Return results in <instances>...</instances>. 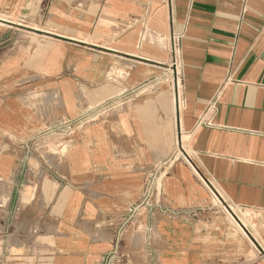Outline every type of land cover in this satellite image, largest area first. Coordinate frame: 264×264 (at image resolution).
Returning a JSON list of instances; mask_svg holds the SVG:
<instances>
[{
	"label": "crops",
	"instance_id": "crops-1",
	"mask_svg": "<svg viewBox=\"0 0 264 264\" xmlns=\"http://www.w3.org/2000/svg\"><path fill=\"white\" fill-rule=\"evenodd\" d=\"M0 264H264V0H0Z\"/></svg>",
	"mask_w": 264,
	"mask_h": 264
},
{
	"label": "built area",
	"instance_id": "built-area-1",
	"mask_svg": "<svg viewBox=\"0 0 264 264\" xmlns=\"http://www.w3.org/2000/svg\"><path fill=\"white\" fill-rule=\"evenodd\" d=\"M180 38L178 36H173L172 37V64H171V68H173V74H174V82H173V86H174V90H175V94H176V103H177V109L178 111L180 110V78H179V72H178V62H179V49H180ZM180 137H181V129H180ZM179 148L182 152L183 151V147L181 144V138L179 141ZM187 156V155H185ZM177 159L176 156H174L173 160L175 161Z\"/></svg>",
	"mask_w": 264,
	"mask_h": 264
},
{
	"label": "rangeland",
	"instance_id": "rangeland-1",
	"mask_svg": "<svg viewBox=\"0 0 264 264\" xmlns=\"http://www.w3.org/2000/svg\"><path fill=\"white\" fill-rule=\"evenodd\" d=\"M75 137V134L74 133H71V134H69V133H64V134H62V135H57V137H56V141L58 142V143H61V144H63V148L65 149V147H66V145L68 144V142L71 140V139H73ZM240 219L242 220V222L244 223V228H245V226L247 227V225H248V227L251 225V223H252V220H251V215H249V214H243V215H241V217H240Z\"/></svg>",
	"mask_w": 264,
	"mask_h": 264
},
{
	"label": "bare ground",
	"instance_id": "bare-ground-1",
	"mask_svg": "<svg viewBox=\"0 0 264 264\" xmlns=\"http://www.w3.org/2000/svg\"><path fill=\"white\" fill-rule=\"evenodd\" d=\"M239 221L244 225V223L242 222V220L240 219V217H239ZM242 226V225H241ZM246 227V226H245Z\"/></svg>",
	"mask_w": 264,
	"mask_h": 264
}]
</instances>
